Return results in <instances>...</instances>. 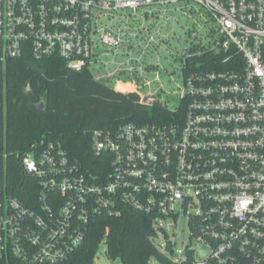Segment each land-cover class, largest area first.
I'll return each instance as SVG.
<instances>
[{"label": "built area", "instance_id": "obj_1", "mask_svg": "<svg viewBox=\"0 0 264 264\" xmlns=\"http://www.w3.org/2000/svg\"><path fill=\"white\" fill-rule=\"evenodd\" d=\"M53 57L144 104L167 94L183 120L95 130L98 173L34 144L20 157L33 204L0 187V264H63L95 217L126 210L157 238L190 208L208 255L169 258L155 238L166 262L149 264H264V0H0V71Z\"/></svg>", "mask_w": 264, "mask_h": 264}, {"label": "trees", "instance_id": "obj_2", "mask_svg": "<svg viewBox=\"0 0 264 264\" xmlns=\"http://www.w3.org/2000/svg\"><path fill=\"white\" fill-rule=\"evenodd\" d=\"M41 102L46 112L37 109ZM184 112V106L173 112L161 102L141 103L138 94L95 80L89 69L72 71L59 57L12 61L0 71V187L31 206L36 181L23 174L20 157L34 144L60 143L72 161L98 173L103 165L92 150L95 130L166 124L183 120ZM156 236L152 216L131 210L121 217L97 216L84 246L63 264H94L103 243L112 261L166 262L153 242Z\"/></svg>", "mask_w": 264, "mask_h": 264}, {"label": "rangeland", "instance_id": "obj_3", "mask_svg": "<svg viewBox=\"0 0 264 264\" xmlns=\"http://www.w3.org/2000/svg\"><path fill=\"white\" fill-rule=\"evenodd\" d=\"M169 72L170 73L173 72L171 67H169ZM162 73H163L162 81L164 87L167 90H170L171 89L169 82L170 78L167 77L168 74L166 72H162ZM167 99H169V101ZM155 102H157V100H150L147 101L146 104L149 105ZM159 102L164 104L168 103L171 109H175L178 106L177 101L171 96H168L167 94L162 95V101ZM187 211H188L187 214L182 213L175 219L167 220L163 222L162 226L164 227V230L156 238V244L159 246H163V253L165 254V256L169 258H174L180 255L188 245L193 249H195V254H194L195 259L197 260L202 259L203 257L208 255L207 248L203 246L201 243L194 240V238L191 236L192 231H191L190 219H191V215L196 213V209L190 208ZM168 247L171 249L167 250ZM94 264H122V262L119 260L118 261L110 260L106 255V246L102 245L98 252L97 257L95 258Z\"/></svg>", "mask_w": 264, "mask_h": 264}, {"label": "water", "instance_id": "obj_4", "mask_svg": "<svg viewBox=\"0 0 264 264\" xmlns=\"http://www.w3.org/2000/svg\"><path fill=\"white\" fill-rule=\"evenodd\" d=\"M36 107L40 112H46V103L45 102L39 103Z\"/></svg>", "mask_w": 264, "mask_h": 264}, {"label": "bare ground", "instance_id": "obj_5", "mask_svg": "<svg viewBox=\"0 0 264 264\" xmlns=\"http://www.w3.org/2000/svg\"><path fill=\"white\" fill-rule=\"evenodd\" d=\"M114 86H116V84H114ZM130 89H132V90H133V89H134V87H131Z\"/></svg>", "mask_w": 264, "mask_h": 264}]
</instances>
